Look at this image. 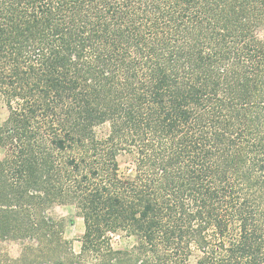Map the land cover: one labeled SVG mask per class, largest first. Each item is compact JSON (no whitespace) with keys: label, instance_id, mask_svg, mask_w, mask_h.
<instances>
[{"label":"trees","instance_id":"1","mask_svg":"<svg viewBox=\"0 0 264 264\" xmlns=\"http://www.w3.org/2000/svg\"><path fill=\"white\" fill-rule=\"evenodd\" d=\"M0 100V264H264V0H0Z\"/></svg>","mask_w":264,"mask_h":264},{"label":"rangeland","instance_id":"2","mask_svg":"<svg viewBox=\"0 0 264 264\" xmlns=\"http://www.w3.org/2000/svg\"><path fill=\"white\" fill-rule=\"evenodd\" d=\"M7 117V111L0 100V125L4 122ZM2 157V151H0V158ZM51 217L58 226L57 237L61 239L60 252L63 253H74L78 255L81 250V239L84 235V222L82 218L77 217L75 209L70 206H59L51 213ZM132 239H127L124 237H115L112 244L115 249H126L132 245ZM11 255L16 257L20 251V247L16 244H11L8 248ZM45 264H49L46 262ZM75 264H78L76 261ZM87 264H95V262L90 261Z\"/></svg>","mask_w":264,"mask_h":264}]
</instances>
